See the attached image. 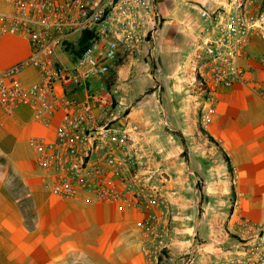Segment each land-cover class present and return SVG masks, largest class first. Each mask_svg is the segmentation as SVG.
Listing matches in <instances>:
<instances>
[{
	"label": "crops",
	"instance_id": "crops-1",
	"mask_svg": "<svg viewBox=\"0 0 264 264\" xmlns=\"http://www.w3.org/2000/svg\"><path fill=\"white\" fill-rule=\"evenodd\" d=\"M225 2L164 0L157 41L117 71V111L137 128L148 185L171 203L160 264H232L264 250V234L257 236L264 231V97L257 90L264 84V30L242 63L246 82L216 93L202 91L204 63L194 53L201 11ZM252 14L261 27L264 0H254ZM30 53L25 39L1 38L0 77ZM16 79L29 85L39 77L26 68ZM46 134L31 108L9 115L0 106V264H147L142 210L65 200L45 187L30 139Z\"/></svg>",
	"mask_w": 264,
	"mask_h": 264
},
{
	"label": "built area",
	"instance_id": "built-area-1",
	"mask_svg": "<svg viewBox=\"0 0 264 264\" xmlns=\"http://www.w3.org/2000/svg\"><path fill=\"white\" fill-rule=\"evenodd\" d=\"M0 39L13 36L30 44V57L0 77V106L12 115L33 111V122L46 135L30 139L45 187L65 200L111 203L140 209L142 251L147 264H160L168 249L169 202L148 185L126 115L117 111L113 82L127 59L156 42L163 17L157 0H1ZM254 0H226L202 10L203 27L194 46L204 63L199 73L205 94L246 82L242 63L259 27ZM88 35L86 48L79 41ZM264 38V34H261ZM34 69L38 81L23 84L16 76ZM117 79V78H116ZM264 97V84L257 86ZM245 227L249 228L248 225ZM232 264H264V250Z\"/></svg>",
	"mask_w": 264,
	"mask_h": 264
},
{
	"label": "rangeland",
	"instance_id": "rangeland-1",
	"mask_svg": "<svg viewBox=\"0 0 264 264\" xmlns=\"http://www.w3.org/2000/svg\"><path fill=\"white\" fill-rule=\"evenodd\" d=\"M163 1H164V0H158V5L160 4L159 6L162 7V5H163ZM162 8H163V7H162ZM207 139H208V142L213 143L211 139H210V140H209V138H207ZM169 207H170V208H169L168 220H170V219L172 220L173 217H172V209H171V203H170V202H169ZM263 234H264V231H262V230L257 232V236H263ZM164 252H165V251H164ZM164 252H163V254H164ZM191 255H193V254H191Z\"/></svg>",
	"mask_w": 264,
	"mask_h": 264
},
{
	"label": "trees",
	"instance_id": "trees-1",
	"mask_svg": "<svg viewBox=\"0 0 264 264\" xmlns=\"http://www.w3.org/2000/svg\"><path fill=\"white\" fill-rule=\"evenodd\" d=\"M88 42H89L88 35H85L83 38H81V40L79 41L80 50L76 53L77 55H79L84 50V48L87 47ZM115 83H116V78L115 81L113 82V85Z\"/></svg>",
	"mask_w": 264,
	"mask_h": 264
}]
</instances>
